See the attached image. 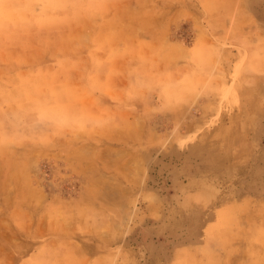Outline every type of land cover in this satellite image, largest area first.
Instances as JSON below:
<instances>
[{"label":"rangeland","instance_id":"obj_1","mask_svg":"<svg viewBox=\"0 0 264 264\" xmlns=\"http://www.w3.org/2000/svg\"><path fill=\"white\" fill-rule=\"evenodd\" d=\"M64 2L0 29V264H264V0Z\"/></svg>","mask_w":264,"mask_h":264},{"label":"crops","instance_id":"obj_2","mask_svg":"<svg viewBox=\"0 0 264 264\" xmlns=\"http://www.w3.org/2000/svg\"><path fill=\"white\" fill-rule=\"evenodd\" d=\"M36 1L37 0H32L31 2L29 0H21L20 1L21 6H20L17 0H3L0 7V29L10 32L15 31L14 30L15 28L24 29V27L27 26V23L32 21L33 18L36 24H41L46 26L51 22L52 25L55 22H59L66 19L67 17H71L73 14H75V11H77V9H75L77 7V4L75 5L74 3L72 6H69L66 5L68 3L64 2V0H55L53 2L59 5L58 8L56 9H50V7L52 8V5L51 6L49 5V0H41L38 4L35 3ZM74 2L77 3V0H74ZM78 14L77 15L80 17L82 14L84 17H94L93 12L84 13L81 11L78 12ZM72 27H73L72 31H69V29L62 30L60 36L59 35L57 36V39L54 40L52 45L48 44L43 39L41 41L39 39L36 41H30L29 44L23 43L21 45H17L15 46V49L20 51V53L23 52L22 48H25L29 51H33L31 55L32 60L34 58V60L41 61L43 58H45V55H47V51L66 50L67 47L78 46V44L81 43L80 39L74 37L68 44V40H65L66 34L91 35L96 33V30H98V29H94L93 26L92 27L85 25L81 26L79 24H75ZM58 28L60 29V27ZM104 28L105 29H100V30L105 32L106 34H110L112 28H107V26ZM121 29L124 30L126 28L122 27ZM27 32L28 31H26L25 33L27 34ZM109 47L112 48L110 44ZM27 74H30L27 75V78L29 77L33 78L36 75H38L32 72H29Z\"/></svg>","mask_w":264,"mask_h":264}]
</instances>
